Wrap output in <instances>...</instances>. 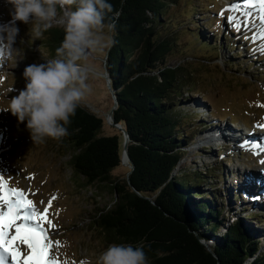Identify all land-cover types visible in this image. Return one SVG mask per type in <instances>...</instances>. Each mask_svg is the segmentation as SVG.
<instances>
[{
    "label": "trees",
    "instance_id": "16d2710c",
    "mask_svg": "<svg viewBox=\"0 0 264 264\" xmlns=\"http://www.w3.org/2000/svg\"><path fill=\"white\" fill-rule=\"evenodd\" d=\"M173 1L109 0L119 15L115 30L106 28L115 43L107 49L104 71L112 89L108 90L111 117L129 135L131 172L123 178L112 174L121 165L122 132L103 134V115L83 104L71 117L69 135L58 144L66 145L71 171L85 187L111 186L113 204L92 215L105 239L133 246L143 242L148 264H215L209 253L182 237L184 225L208 242L219 264H264V243L260 241L264 216L249 213L253 208L246 203L241 206L242 188L229 183L225 171L216 166L186 169L188 160L208 153L200 145L195 154L187 153L196 132L185 126L194 125L200 133L207 123L197 122L196 111L181 109L182 82L187 75L180 65L167 62L177 44L169 5ZM205 24L214 28L213 22ZM220 31L217 33L223 36ZM201 32V26L192 31V48H221L211 41L212 36L206 38L204 30ZM64 35L63 27L52 26L36 39L35 48L45 59L53 58ZM209 52L216 54L214 49ZM186 99L183 104L190 98ZM208 177L227 186L209 184L206 188ZM246 190L255 194L249 187Z\"/></svg>",
    "mask_w": 264,
    "mask_h": 264
},
{
    "label": "rangeland",
    "instance_id": "374dc122",
    "mask_svg": "<svg viewBox=\"0 0 264 264\" xmlns=\"http://www.w3.org/2000/svg\"><path fill=\"white\" fill-rule=\"evenodd\" d=\"M169 5L174 14L177 44L167 62L172 66L180 65L187 75L182 82L181 100L184 101L180 106L186 113L196 111L199 124L207 123L200 133L194 125L185 126L196 132L187 153L195 154L199 145L207 147L204 149L208 153L188 160L186 169L203 170L207 165L222 169L229 183L235 182L242 188L241 206L246 203L253 208L249 213L264 216V164L261 163L264 160V107L261 106L264 105V78L261 77H264V54L260 51L264 39L260 38L259 9L245 8L244 0H175ZM192 7L196 11H192ZM11 11V5L0 0V24L11 21ZM229 16L233 17L231 22L227 19ZM206 21L213 22L214 28L207 27ZM186 22L193 23L187 28ZM16 25L21 41L17 39L13 48L19 52L10 61L0 60V109L6 108L9 100L25 88V68L46 62L43 52L35 48L37 43L30 35L31 25L20 21ZM52 26L64 28L58 22H53ZM200 26L202 32L204 30L202 36H212L211 41L221 44V48H192L190 44L195 43L192 31ZM218 29L223 36L217 33ZM246 33L248 39H245ZM104 34L108 35L106 28ZM227 40L233 43V48ZM107 49L92 52L81 62L91 69L87 81L91 92L81 104L103 115V134H117L121 129L109 114L111 101L103 75ZM209 49H214L216 54H211ZM193 83L196 86H192ZM186 98L190 99L183 104ZM208 131L213 137L204 134ZM240 134L257 144L263 140L262 144L242 146L247 139H242ZM65 151L66 145L54 139L34 143L26 122H19L10 111H0V176L9 188L22 191L32 200L41 214L51 201L48 218L52 225L42 224L51 241L50 256L58 264H82L85 260L96 264L100 253L116 243L103 237L100 228L93 224L92 215L99 209L110 208L113 192L110 184L85 187L82 179L72 173ZM128 169V161L122 160L112 174L123 178ZM209 184L227 186L216 177H208L205 187L209 188ZM248 187L255 191L254 195L248 194ZM13 234L14 229L10 231V235ZM260 241L264 243V237H260ZM21 249L28 251L26 246ZM4 264H11L10 257H5Z\"/></svg>",
    "mask_w": 264,
    "mask_h": 264
},
{
    "label": "clouds",
    "instance_id": "9594fccd",
    "mask_svg": "<svg viewBox=\"0 0 264 264\" xmlns=\"http://www.w3.org/2000/svg\"><path fill=\"white\" fill-rule=\"evenodd\" d=\"M11 5V21L0 24V60H12L19 51L13 48L19 28L17 21L30 24L33 40L40 39L53 22L64 26V39L53 58L25 68L26 86L9 100L6 108L21 123L26 122L34 143L61 140L69 135L68 125L91 88L87 83L90 67L81 63L89 54L110 48L115 43L114 13L109 0H4ZM74 6V7H73ZM111 14V15H109ZM59 15V19L57 17ZM106 21H108L106 23ZM12 87L7 89L9 93ZM83 264H90L85 260ZM96 264H148L143 242L111 244L100 253Z\"/></svg>",
    "mask_w": 264,
    "mask_h": 264
},
{
    "label": "snow or ice",
    "instance_id": "6c2138e0",
    "mask_svg": "<svg viewBox=\"0 0 264 264\" xmlns=\"http://www.w3.org/2000/svg\"><path fill=\"white\" fill-rule=\"evenodd\" d=\"M244 6L259 9L262 24L260 38L264 39V0H244ZM227 19L231 22L233 17L229 16ZM236 29L239 30V27L236 26ZM245 39L248 37L245 36ZM260 51L264 54V47ZM261 163L264 164V160ZM0 205L6 206V210L0 206V264H4L5 257H10L11 264H58V261L50 256L51 241L42 226L43 223L52 225L48 218L51 201L41 214L33 206L32 200L27 199L22 191L9 188L0 176ZM28 221H35V224H29ZM13 229L14 234L10 235ZM21 246H26L28 251L23 252Z\"/></svg>",
    "mask_w": 264,
    "mask_h": 264
},
{
    "label": "water",
    "instance_id": "95a60500",
    "mask_svg": "<svg viewBox=\"0 0 264 264\" xmlns=\"http://www.w3.org/2000/svg\"><path fill=\"white\" fill-rule=\"evenodd\" d=\"M103 75L105 77V82H106V86H107L108 90L110 92H112V89L110 87V82H109V80L107 78L106 69H105ZM111 112L112 111H110V113H109L110 116H111ZM115 125L121 129V132H122V135H123V151H122L121 161H122L123 155H125L126 158L128 159V162H129V155H128V152H127V143H128V140H129V135H128L127 131L120 124L115 123ZM129 166H131V168L133 167L132 165H129ZM130 172H131V170L127 174H129ZM181 228H182V237L183 238L188 239L193 244L199 245L203 249V251H205V253H209V255L214 260V263L215 264H219V262L217 260V256L215 255V253H213L210 250V247L208 245V242H205V240L203 238H201L195 231L187 228L186 226L181 225ZM196 251H195V253H196ZM192 262H195L196 263L197 260L194 259Z\"/></svg>",
    "mask_w": 264,
    "mask_h": 264
},
{
    "label": "bare ground",
    "instance_id": "6f19581e",
    "mask_svg": "<svg viewBox=\"0 0 264 264\" xmlns=\"http://www.w3.org/2000/svg\"><path fill=\"white\" fill-rule=\"evenodd\" d=\"M204 134L207 135L208 137H210V136L213 137L212 133L209 132V131H208V132H205ZM240 137H241L242 139H243V138L247 139L246 135H243V134H242V135L240 134ZM249 137H250V136H249ZM260 141H263V140H260ZM260 141L258 142V143H259L258 145H261V144H262ZM252 144L255 145V144H257V143H255L253 140H248V139H247V140L244 141V143H243L242 146L245 145V146L248 147V146H250V145H252ZM122 160H123L124 163H127V161H128V159L126 158L125 155H123ZM26 198H27V197H26ZM4 208H5V210H6V206H4ZM28 223H29V222H28ZM29 224H31V223H29ZM32 225H33V223H32Z\"/></svg>",
    "mask_w": 264,
    "mask_h": 264
}]
</instances>
